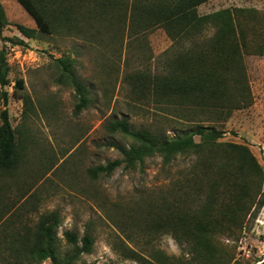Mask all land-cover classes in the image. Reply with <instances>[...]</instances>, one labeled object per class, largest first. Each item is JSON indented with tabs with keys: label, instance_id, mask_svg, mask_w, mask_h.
Wrapping results in <instances>:
<instances>
[{
	"label": "trees",
	"instance_id": "trees-1",
	"mask_svg": "<svg viewBox=\"0 0 264 264\" xmlns=\"http://www.w3.org/2000/svg\"><path fill=\"white\" fill-rule=\"evenodd\" d=\"M17 1L45 34L56 30L84 33V23L89 22L86 19L93 18L106 20L122 31L128 27L135 36L146 37L161 29L175 41V47L160 57L162 69H139L127 74L126 80L133 96L155 103L169 115L167 121L182 126L170 134L161 124L135 127L127 115L111 117L108 130L123 135L128 143L109 141L108 146L118 149L122 157L89 167L87 176L96 181L119 166L126 170L143 168L148 158L155 156H161L163 165L171 171L174 163L184 160L186 165L173 177L168 192L146 207H130L121 221L145 237L170 234L181 254H168L155 246L147 253L127 245L120 250L139 264H232L233 249L223 238L239 237L248 217L257 215L264 206V166L248 144L223 140L224 132L216 123L254 102L245 54L264 55V11L235 6L200 14L198 7L209 0H136L131 5L127 0H94L96 5L87 9L84 0ZM8 24L0 1V32ZM16 27L28 38L37 36L35 28L22 23H16ZM210 27L215 31L207 37ZM8 40L13 44L24 42L19 38ZM54 61L57 82L76 91L74 112L79 114L92 101L91 87L79 76L77 61L70 54ZM9 69L3 47L0 104L4 105L9 101V93L3 88L10 82ZM16 86L23 90L24 79H17ZM21 96L26 111H32L31 96ZM0 117V172L13 176L23 161L27 143L21 131L13 127L7 107ZM61 226V212L52 210L41 214L33 225L5 232L0 238V245L4 244L0 264H42L47 260L52 264H77L83 254L94 249L92 228L88 225L82 236L68 229L63 242Z\"/></svg>",
	"mask_w": 264,
	"mask_h": 264
},
{
	"label": "rangeland",
	"instance_id": "rangeland-1",
	"mask_svg": "<svg viewBox=\"0 0 264 264\" xmlns=\"http://www.w3.org/2000/svg\"><path fill=\"white\" fill-rule=\"evenodd\" d=\"M0 1L9 21L0 32V49L5 47L10 67V82L3 86L9 101L7 105L0 104V113L8 108L13 127L21 131L27 143L14 175L0 172V238L5 232L35 224L45 212L59 210V236L63 242L64 231L74 229L82 236L88 225L95 236L93 251L83 254L77 264H139L121 252L123 245L142 253L155 246L168 254H181L170 234L145 237L121 221L130 207H146L168 192L178 171L185 167L184 160L174 163L171 171L165 168L161 156H155L148 158L143 168L126 170L119 166L111 175H101L96 181L87 176L89 167L122 157L118 149L108 146L109 141L128 143L123 135L108 130L111 117L127 115L135 127L161 124L170 134L182 126L167 121L169 115L155 103L133 96L126 80L127 74L139 69H162L160 57L175 47V41L161 29L146 37L135 36L128 27L122 31L106 20L93 18L86 19L89 22L84 23V33L56 30L45 34L17 0ZM134 1L127 0L128 5ZM84 3L85 9L96 5L94 0ZM235 6L262 13L264 0H209L198 11L207 14ZM16 23L37 29V36H24ZM214 31L210 27L205 35L209 37ZM8 38L24 42L13 44ZM64 54L76 59L79 76L92 90L89 107L79 114L74 112L75 89L56 79L54 58ZM245 62L254 102L216 124L224 132L223 140L248 144L264 166V55L245 54ZM20 78L24 79L23 90L16 86ZM22 93L31 96L32 111H26ZM223 241L233 249L232 264H264V206L257 215L248 217L239 237Z\"/></svg>",
	"mask_w": 264,
	"mask_h": 264
}]
</instances>
